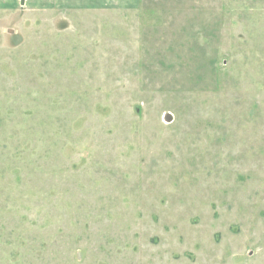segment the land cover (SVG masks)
<instances>
[{"label": "rangeland", "instance_id": "1", "mask_svg": "<svg viewBox=\"0 0 264 264\" xmlns=\"http://www.w3.org/2000/svg\"><path fill=\"white\" fill-rule=\"evenodd\" d=\"M0 264H264V0H0Z\"/></svg>", "mask_w": 264, "mask_h": 264}, {"label": "water", "instance_id": "2", "mask_svg": "<svg viewBox=\"0 0 264 264\" xmlns=\"http://www.w3.org/2000/svg\"><path fill=\"white\" fill-rule=\"evenodd\" d=\"M23 3V1H21V4Z\"/></svg>", "mask_w": 264, "mask_h": 264}]
</instances>
